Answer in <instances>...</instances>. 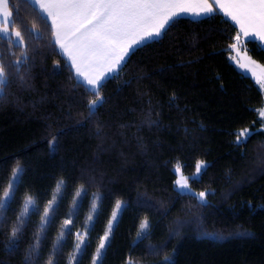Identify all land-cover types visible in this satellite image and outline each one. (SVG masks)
<instances>
[{"label": "trees", "instance_id": "trees-1", "mask_svg": "<svg viewBox=\"0 0 264 264\" xmlns=\"http://www.w3.org/2000/svg\"><path fill=\"white\" fill-rule=\"evenodd\" d=\"M10 7L24 43L0 35V63L23 59L22 53L28 62L21 68L26 83L13 73L0 99V196L17 169L22 177L3 210L0 264H77L73 257L92 264L119 201L122 210L98 264H168L164 257L171 264H264V123L258 115L264 98L231 61L234 23L218 11L180 16L131 51L101 83L102 99L90 111L94 90L57 48L48 20L29 0H10ZM242 43L264 64L263 45L250 38ZM246 127L251 135L238 143ZM199 160L207 164L190 184L209 190L205 205L174 188L173 167L189 176ZM29 195L39 214L30 216L10 252L11 229ZM54 196L55 218L41 231L43 209ZM65 220L72 221L67 228ZM145 220L150 227L139 237ZM83 229L84 250L75 253ZM37 236L39 251L26 262Z\"/></svg>", "mask_w": 264, "mask_h": 264}, {"label": "snow or ice", "instance_id": "snow-or-ice-1", "mask_svg": "<svg viewBox=\"0 0 264 264\" xmlns=\"http://www.w3.org/2000/svg\"><path fill=\"white\" fill-rule=\"evenodd\" d=\"M39 9L46 14L52 28L55 43L59 49L67 56L71 67L75 70L77 77L94 90L96 99L90 101L89 109L95 108L98 101L102 99L99 89L102 81L111 73H115L122 66L131 52L142 44L161 36L170 24L175 22L182 14L194 16L210 15L219 11L238 27L234 37L235 43L231 48L238 50L237 46L242 43V38L255 37L264 42V0H35ZM215 5V7L213 6ZM13 9L10 7V0H0V33L8 37V43L23 45L24 38L21 31L14 27ZM15 37L14 41L12 37ZM23 59L9 64L0 63V99L5 95L11 83L10 76L13 73L20 78V83L25 84L24 76L21 75V68L27 64L28 56L22 53ZM30 67V66H29ZM241 68H247L253 76L257 77V83L264 88V66L258 65L255 61L248 64H240ZM259 69V75H257ZM260 117H264V110L260 111ZM248 130L239 133L237 142L244 143L240 137L250 136ZM54 143V142H53ZM52 147V145H50ZM205 165L199 162L195 165L196 174L201 173ZM14 172V179L8 184V190L3 191L0 196V222H3V210L10 208V202L14 199L16 186L22 182V177ZM175 172L179 174L175 180V185L180 190L181 195L194 197L201 205L207 203L206 191L193 192L189 185V177L181 173V168L176 167ZM195 179V178H193ZM63 184V181L60 182ZM60 184L57 185L59 192ZM80 196V193H77ZM77 209L79 204L76 205ZM93 205V209H95ZM58 204L55 196L43 209L41 231L50 226L55 218ZM116 211L111 214V220L107 224V231L100 239L96 250V256L92 264L102 255L107 241L110 238L113 222L116 221L118 213L122 210V205L115 204ZM39 214V208L32 196H27L23 203V208L19 220V225L11 229V240L7 246L8 251H16L18 243L16 237L22 233L23 227L28 223L31 215ZM93 218L90 216L89 220ZM71 220H65V228L71 224ZM150 225L145 220L140 225L139 237H144L145 230ZM65 233L62 232L57 244L54 245L53 255L59 251L62 245L60 240ZM85 234L77 233L78 243L75 245L77 252L84 250ZM41 239L36 237V243L30 247L26 262L31 259L34 252H38ZM168 264H171L169 257H164ZM77 261L78 257H73ZM48 264H56L53 259H49Z\"/></svg>", "mask_w": 264, "mask_h": 264}, {"label": "rangeland", "instance_id": "rangeland-1", "mask_svg": "<svg viewBox=\"0 0 264 264\" xmlns=\"http://www.w3.org/2000/svg\"><path fill=\"white\" fill-rule=\"evenodd\" d=\"M0 35L1 36H3V37H7V36H4L2 33H0ZM12 39L15 41L16 40V38L13 36L12 37ZM237 48H238V46H237ZM233 51H234V53L231 55L232 57H231V61L233 62V64L239 69V68H241L240 67V64H248L249 63V60L248 59H250V61H255V60H252V58H247V57H249L248 55V53H247V51L246 50H243V48L240 50L239 48H238V50H234V49H232ZM255 63L256 64H258V65H261V66H264V64H262V63H260V62H257V61H255ZM242 70H245V72H249V73H244V74H246V75H249L254 81H255V83H256V85L258 86V88L261 90V92H262V95H263V98H264V88H261L260 87V85L257 83V77L256 76H253L252 75V73L250 72V71H248V69L247 68H241ZM240 70V69H239ZM257 71V75H259V69H257L256 70ZM99 102L100 101H98V103H97V105L99 104ZM96 105V106H97ZM95 106V107H96ZM94 109V108H93ZM262 110H264V101H263V104H262V106L261 107H259V109H258V115H259V113H260V111H262ZM259 118L262 120V122L264 123V117H260V115H259ZM244 130H248L249 132H251V129L249 128V127H246V128H243V129H241V130H239V133L240 132H242V131H244ZM238 136H239V134L237 135V139H238ZM247 137V136H246ZM246 137H240V140H244ZM236 139V140H237ZM199 162H203L204 163V165L206 166V164H207V162L205 161V160H199L197 163H199ZM177 166H179V165H175L174 167H173V171H174V173H175V178H174V188L176 189V190H178L179 192H180V190L178 189V187L175 185V180L176 179H178V177H179V174H177L176 172H175V169H176V167ZM180 167V166H179ZM181 168V167H180ZM204 168H202V170H203ZM201 170V171H202ZM181 173H182V170H181ZM183 174V173H182ZM184 175V174H183ZM184 176H186V175H184ZM200 176V173L199 174H196V172H195V170H194V172L191 174V175H189V176H186V177H189V185H190V187H191V189H192V191L193 192H200V191H206L207 193H208V191L209 190H207V189H205V190H198V189H196L192 184H190V179H193V178H198ZM13 179H14V175H13V177H12V181H13ZM8 190V188L6 189V191ZM206 200H207V196H206ZM119 203L121 204V205H123V202L122 201H119ZM22 208H23V206H22ZM22 211V210H21ZM113 211H116V209H115V207H114V209H113ZM112 211V212H113ZM121 211V210H120ZM120 211H119V213H118V216H119V214H120ZM117 219H118V217H117ZM117 219H116V221H114L113 222V228H114V226H115V224H116V222H117ZM111 220V216H110V218H109V221ZM108 221V222H109ZM144 222V221H143ZM142 222V223H143ZM108 224V223H107ZM64 228H65V225H64ZM113 228H112V230H113ZM107 231V226H106V229H105V231L103 232V234H102V236H101V238L104 236V234H105V232ZM79 234H85V233H87L86 232V229H83V230H80L79 232H78ZM112 233V232H111ZM85 240H86V235H85ZM109 241V240H108ZM108 241H107V243H108ZM79 241H78V239H77V241H76V244L78 243ZM107 245V244H106ZM98 248V247H97ZM103 251H104V249L102 250V253H103ZM75 253H78L77 252V250H76V248H75ZM95 256H96V252H95V254H94V257H93V259L95 258ZM93 261V260H92ZM99 261H100V259L97 261V264L99 263ZM130 264H139V263H130Z\"/></svg>", "mask_w": 264, "mask_h": 264}, {"label": "crops", "instance_id": "crops-1", "mask_svg": "<svg viewBox=\"0 0 264 264\" xmlns=\"http://www.w3.org/2000/svg\"><path fill=\"white\" fill-rule=\"evenodd\" d=\"M39 11H40V13L47 19V17H46V14L45 13H43L40 9H39V6L37 5V3L35 2V0H29ZM214 7H215V5H213ZM219 12V11H218ZM222 14V13H221ZM181 16H186V17H190V18H200V17H203V16H206V15H201V16H194V15H191V14H182ZM229 19V18H228ZM48 20V19H47ZM230 20V19H229ZM48 22L50 23V20H48ZM232 22V21H231ZM237 27V26H236ZM237 29H238V27H237ZM154 38H156V37H154ZM53 39H54V41H55V38H54V36H53ZM243 39H245V38H242V41H243ZM250 39H255V40H257L261 45H263L264 46V42H262V41H259L257 38H255V37H251ZM56 44V43H55ZM242 44L243 43H241L240 45H238V48L241 50L242 48H243V46H242ZM56 46H57V48L59 49V46L56 44ZM243 50H245L244 48H243ZM59 51L62 53V55L66 58V60L68 61V63L70 64V61L68 60V58H67V56L62 52V50H60L59 49ZM132 50H130V52H131ZM234 53V51L232 50V48H231V55ZM249 57H247V58H252L250 55H248ZM232 57V56H231ZM127 58V57H126ZM249 61H250V59H248ZM252 60H255V59H253L252 58ZM256 61V60H255ZM258 62V61H257ZM123 63V62H122ZM70 66H71V64H70ZM72 68V67H71ZM73 69V68H72ZM240 69V71H242L243 73H249V72H245V70H242L241 68H239ZM73 71H74V73H75V70L73 69ZM113 73H111V74H109L107 77H109L110 75H112ZM76 75V74H75ZM78 79H80L87 87H89L90 88V86H88L83 80H82V78H79V77H77ZM103 82V81H102ZM91 89V88H90Z\"/></svg>", "mask_w": 264, "mask_h": 264}]
</instances>
